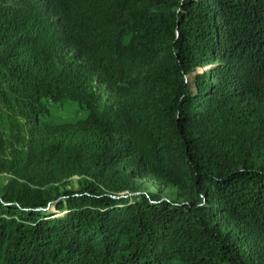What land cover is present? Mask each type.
Wrapping results in <instances>:
<instances>
[{"label":"trees","instance_id":"trees-1","mask_svg":"<svg viewBox=\"0 0 264 264\" xmlns=\"http://www.w3.org/2000/svg\"><path fill=\"white\" fill-rule=\"evenodd\" d=\"M30 165L0 264H264V0H0V173Z\"/></svg>","mask_w":264,"mask_h":264},{"label":"rangeland","instance_id":"rangeland-1","mask_svg":"<svg viewBox=\"0 0 264 264\" xmlns=\"http://www.w3.org/2000/svg\"><path fill=\"white\" fill-rule=\"evenodd\" d=\"M216 64L214 61H204L203 64L198 69L200 73H207L210 76V69ZM195 73L189 76L190 80H194ZM96 85V90L101 96L100 102V110L103 112L105 110V105L113 104L114 97L113 91L106 87L105 85H100L98 83ZM49 113L46 120L53 122V123H61V122H68V121H76L86 116L87 111L80 107L77 103L71 101H65L62 103H56L52 101H47ZM24 166V165H23ZM22 168V167H21ZM24 169H20L19 173L23 175H19L16 171H5L0 173V193L3 191L4 186L10 180H18L23 181L25 180L26 175L33 172V166H26L23 167ZM84 177L80 175H73L69 177H58L57 180L47 183L43 189H50L52 188L54 191H63L64 189L68 188H77L81 185ZM116 177L113 179V183H115ZM134 182L137 186L135 191L125 190L121 193L127 195L129 197L139 196L141 193H158L163 198L168 200H178L183 201L185 198L179 193L176 188L173 187H165L157 180L150 178V177H141V178H134ZM36 185V184H35ZM52 211L54 213H59L56 206L52 207ZM232 229L231 225L225 226L224 230L229 231Z\"/></svg>","mask_w":264,"mask_h":264}]
</instances>
